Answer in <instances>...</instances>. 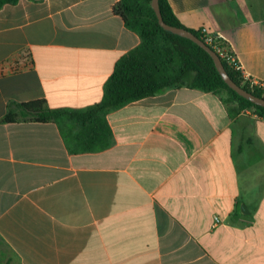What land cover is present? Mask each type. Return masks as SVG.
Wrapping results in <instances>:
<instances>
[{
    "label": "crops",
    "instance_id": "crops-1",
    "mask_svg": "<svg viewBox=\"0 0 264 264\" xmlns=\"http://www.w3.org/2000/svg\"><path fill=\"white\" fill-rule=\"evenodd\" d=\"M117 1L3 5L0 118L10 102L100 101L140 42ZM168 2L264 82V0ZM106 120L113 143L95 151H72L55 122H0V264H264V117L182 86Z\"/></svg>",
    "mask_w": 264,
    "mask_h": 264
},
{
    "label": "trees",
    "instance_id": "trees-1",
    "mask_svg": "<svg viewBox=\"0 0 264 264\" xmlns=\"http://www.w3.org/2000/svg\"><path fill=\"white\" fill-rule=\"evenodd\" d=\"M18 0H0V8ZM163 20L203 38L201 28H190L175 14L168 0H158ZM113 11L140 42L122 55L103 86L100 101L84 108H51L44 99L10 102L0 122H55L72 151H95L109 147L113 134L106 115L132 101L177 87H190L217 94L231 116L252 109L264 117V107L255 105L230 88L217 71L211 55L196 42L164 30L151 0H118ZM223 43L226 44V41ZM231 79L258 97L263 90L243 78L240 70L221 59Z\"/></svg>",
    "mask_w": 264,
    "mask_h": 264
},
{
    "label": "water",
    "instance_id": "water-1",
    "mask_svg": "<svg viewBox=\"0 0 264 264\" xmlns=\"http://www.w3.org/2000/svg\"><path fill=\"white\" fill-rule=\"evenodd\" d=\"M151 6L156 14L157 20L159 25L169 32H172L174 34H178L181 36H184L186 38L191 39L192 41L196 42L198 45L203 47L212 57L213 62L215 64V67L217 71L219 72L222 79L227 83V85L235 90L239 95L243 96L244 98L248 99L250 102L254 103L255 105H260L264 107V97H258L254 95L252 92L247 91L246 89L240 87L237 83H235L231 77L228 75L227 71L224 68V65L222 63L221 58L218 56V54L208 45L206 44L202 38L196 36L193 32L190 30L183 28V27H177L170 24H167L162 17L160 8H159V1L158 0H151Z\"/></svg>",
    "mask_w": 264,
    "mask_h": 264
},
{
    "label": "built area",
    "instance_id": "built-area-1",
    "mask_svg": "<svg viewBox=\"0 0 264 264\" xmlns=\"http://www.w3.org/2000/svg\"><path fill=\"white\" fill-rule=\"evenodd\" d=\"M200 32L203 37L202 40L206 44H208L218 54V56L221 59L223 58L226 62L234 66V68L240 70L243 78L250 83V86L260 87L263 90V95H264V82L249 77L243 71L235 52L227 42L226 44L223 43V41L225 42V40L222 37H220L217 34L210 33L206 27H202ZM218 224H221V219L218 215H214L212 227H215Z\"/></svg>",
    "mask_w": 264,
    "mask_h": 264
}]
</instances>
